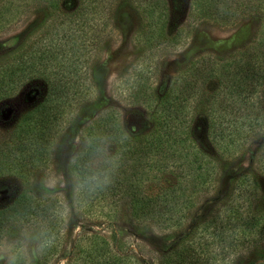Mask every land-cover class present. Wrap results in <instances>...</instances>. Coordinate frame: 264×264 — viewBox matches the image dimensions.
<instances>
[{
	"label": "trees",
	"instance_id": "1",
	"mask_svg": "<svg viewBox=\"0 0 264 264\" xmlns=\"http://www.w3.org/2000/svg\"><path fill=\"white\" fill-rule=\"evenodd\" d=\"M2 1L0 22L10 21L26 5L38 0ZM45 1L53 11L59 10V0ZM82 1L81 6L63 14L53 24L48 38L39 40L26 54L18 55L14 65H0V100L10 97L32 79L39 78L46 84L42 101L34 109L41 150L48 141V130H54L57 135L77 124L85 108L91 106L89 97L94 89L89 64L102 39L112 35L108 16L112 0ZM133 3L144 20L143 40L151 44L156 34L161 36L164 32L169 11L166 1L133 0ZM196 3L200 16L220 20L211 9L214 0H196ZM259 45L260 37L238 54L200 57L178 75L172 87L161 89L150 84L140 88L137 100L152 118V123L144 121L143 128L121 126L113 110L101 111L89 119V143L70 166L79 183L77 195L86 198L89 206L97 201L111 210H116L117 202L129 198L135 221L151 222L164 231V235L155 237V243H151L158 264H243L237 258L264 241V209L258 212L252 209L259 190L256 181L249 184L245 175L235 184L240 188L243 185L239 198L235 197V190L233 202L223 203L216 221L211 220L216 223L212 231L206 228L212 223L182 230L186 211L193 206L192 195L197 188L209 185L216 173L214 162L192 137L190 126L195 111L205 102L209 137L231 154L257 140L264 125V101L259 93L264 60ZM210 80H215L217 87L203 101L201 94ZM99 130L116 144L117 150L105 157V163L96 165L103 145L99 143L102 137L95 138ZM261 161L260 167H264V157ZM162 173H172L177 179L154 191L146 187L150 175ZM90 177L96 179L89 180ZM183 182L191 186L190 193L185 192ZM39 213L46 218L43 225L46 242L50 235L58 234L62 212L26 191L10 206L0 209V233L16 221L34 223ZM107 216L111 223L114 215L108 212ZM94 244L96 247L86 255L87 259L75 264H129L121 255L111 253L98 235Z\"/></svg>",
	"mask_w": 264,
	"mask_h": 264
},
{
	"label": "rangeland",
	"instance_id": "2",
	"mask_svg": "<svg viewBox=\"0 0 264 264\" xmlns=\"http://www.w3.org/2000/svg\"><path fill=\"white\" fill-rule=\"evenodd\" d=\"M165 1L169 11L164 32L161 36L156 34L151 44L143 40L144 20L133 0L111 1L108 16L112 35L102 39L89 64L94 89L89 97L91 106L85 108L77 124L57 135L54 130H48L43 152L39 126L34 124V109L42 101L46 84L39 78L32 79L10 97L0 100V209L10 206L22 191H26L44 200L46 206L62 212L58 234L46 239L51 240V246L43 251L46 218L40 213L34 223L16 221L0 233V242L7 238L17 247L27 248L21 264L81 262L96 247L97 235L111 253L121 255L129 264H158L151 243H155V237L164 235V231L151 222L139 224L135 221L131 217L129 198H123L117 202L116 210H111L97 201L89 206L86 198L83 200L77 195L79 183L70 166L89 143L90 117L113 110L121 126L140 129L144 121L152 123L147 110L137 100L140 88L150 84L161 89L172 87L178 75L196 59L238 54L255 44L259 37L264 60V0H214L211 9L220 20L200 16L196 0ZM82 3V0H59V10L53 11L45 0H38L26 5L25 10L10 21L0 22V65H14L18 55L26 54L39 40L48 38L53 24ZM215 82L208 81L201 100L205 101L217 87ZM259 93L264 101V77ZM195 113L190 126L192 137L214 162L216 173L209 185L197 188L192 195L194 202L186 211L184 232L212 223L213 219L216 221L223 203L233 202L235 190V197L239 198L243 185L240 188L235 184L241 175H245L251 185L256 181L259 198L252 202L253 211L264 209V167H260L264 157V125L257 140L231 154L211 141L205 102ZM97 132L95 138L102 137L99 143L103 145L95 164L101 165L117 146L102 131ZM175 176L172 173L150 175L145 184L154 191L160 185L174 183ZM183 184L185 192L190 193L191 186ZM108 212L114 215L111 223ZM214 224L206 227L208 231L213 230ZM237 261L264 264V241L242 253ZM0 264H7V254L0 255Z\"/></svg>",
	"mask_w": 264,
	"mask_h": 264
},
{
	"label": "clouds",
	"instance_id": "3",
	"mask_svg": "<svg viewBox=\"0 0 264 264\" xmlns=\"http://www.w3.org/2000/svg\"><path fill=\"white\" fill-rule=\"evenodd\" d=\"M89 180H95V177L88 178ZM108 181L106 180L105 183ZM51 246V240L44 242L41 244V251L44 248ZM0 255L7 254V264H21L24 261L25 254L27 252V248L23 245L17 247L15 243H11L7 240V238H3L2 242H0ZM26 264V262H25Z\"/></svg>",
	"mask_w": 264,
	"mask_h": 264
}]
</instances>
